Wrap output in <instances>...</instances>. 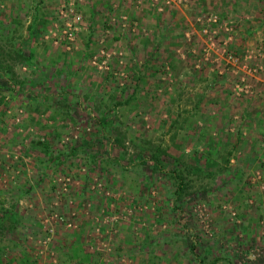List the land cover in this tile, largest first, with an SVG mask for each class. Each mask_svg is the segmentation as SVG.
<instances>
[{
    "label": "rangeland",
    "instance_id": "374dc122",
    "mask_svg": "<svg viewBox=\"0 0 264 264\" xmlns=\"http://www.w3.org/2000/svg\"><path fill=\"white\" fill-rule=\"evenodd\" d=\"M70 9L81 17L72 42ZM9 41L33 58L0 76V191L4 206L27 211L24 235L7 238L22 235L60 264H208L231 253L216 247L232 233L220 229L244 213L264 236L263 175L236 159L248 148L264 160L249 148L264 144L251 133L264 130V0H0V49ZM104 104L125 154L114 132L100 134ZM46 137L53 157L81 141L97 156L48 162L33 148ZM186 164L198 173H188L190 196L174 200L168 174Z\"/></svg>",
    "mask_w": 264,
    "mask_h": 264
},
{
    "label": "crops",
    "instance_id": "0c3cea01",
    "mask_svg": "<svg viewBox=\"0 0 264 264\" xmlns=\"http://www.w3.org/2000/svg\"><path fill=\"white\" fill-rule=\"evenodd\" d=\"M136 2L139 3L140 1ZM260 118L264 120V112L261 113ZM260 131L261 132H259L257 129H254V131L251 130V133L254 132L252 133V135L254 136H258L259 133V137H263L262 134L264 133V130L261 129ZM253 146L254 145L252 143L249 145V148H251V153H254L255 155H262L264 157V144L262 147H260V149L256 148L254 149V151ZM235 148H237L236 145ZM241 150L243 151L242 154H244V156L241 159L237 156L236 159L244 162V166L246 167L251 166L253 164L252 162H256V165H254L253 169L255 168V171L259 169L260 173H262L263 177L261 179V182L263 184L264 160L262 162H258L255 161V157H248V148H241ZM246 152H248V154H246ZM259 157L256 158L258 159ZM232 161L234 160L231 158L229 160L230 164L232 163ZM7 200L8 198L6 197L5 193H2L0 191V233L1 231H3V236H0V264H56L58 262L60 264V261H58L57 259L49 257V254L46 253L44 249L42 251V248L39 254H37V251L39 249L38 245L31 246L27 242V240L24 243L23 241L26 237L23 238L21 237L22 235H19L15 240L7 238L6 233L8 231H10L11 233L14 230L20 231L24 235L23 230L24 227L27 226V220L22 216V214L27 213V211L21 208H7V206H4V203H6ZM242 217V223L239 222L240 224L238 223V225L229 224V228H226L224 225H222V229L220 230L223 232V234L229 231L232 233H230V236H228L224 240L220 235L221 240L216 242V247H230V249L228 248V250L231 251V253L224 255L223 253H220L219 249L218 253H215L216 255L212 260L213 264H264V252L260 251L264 249V236L258 235V231L256 233L257 235H255L254 231H256V228L258 227H255V225L249 226L250 222H248L246 219L248 218V215L246 213H244ZM219 224L221 223H218V225ZM237 256L238 258L236 259Z\"/></svg>",
    "mask_w": 264,
    "mask_h": 264
},
{
    "label": "trees",
    "instance_id": "16d2710c",
    "mask_svg": "<svg viewBox=\"0 0 264 264\" xmlns=\"http://www.w3.org/2000/svg\"><path fill=\"white\" fill-rule=\"evenodd\" d=\"M34 23L32 25H29L27 28H29V30L31 31V36H35L36 33L39 32L40 27L39 26V22L37 19L33 18ZM12 25L14 26L17 21H12ZM15 28V26H14ZM14 29L12 27L11 30H9L8 32H12ZM15 31H13L14 33ZM14 41V39L12 40ZM12 41H9V44H11L10 49H0V76L3 77H7V78H11L13 75L12 72V68L13 65L17 62V60H19L20 58H22L23 60H25V63H29L30 64V59L33 58V54L31 52H28L26 55L23 53V49H16L20 46H18V44H14L12 43ZM16 48H15V47ZM24 55L26 57H24ZM30 60V61H29ZM57 103L59 105L62 104V102L57 101ZM115 105V103H114ZM108 105L104 104V107L101 106V109L97 110L98 113V125L100 126V134L101 136H111L112 137V133L114 132L113 135V142L114 145H116L118 147L119 150H121L122 147V152L125 154V149H124V141H125V133L120 132L119 129H117L116 126H113V124H115L111 118V116L109 115V111L106 110L104 111V108H106ZM64 108H67V106H64ZM64 112V111H63ZM67 118H69V120L71 121V116L69 114V112L66 113ZM129 141L131 142V144H135L133 142V139H129ZM78 143V142H77ZM74 143V145L69 146V148H65L63 150H59L56 155L53 157L52 154L49 155L50 152V144L48 141V138H43V140L37 141L34 143L33 148L34 149H40L42 152L45 153V157H48V162L54 163V162H60L61 158H67L68 155H77L79 153L83 154V156L86 157L88 162H93L94 159L96 158V154L93 155L91 154L89 151H87L86 147H87V143H85V141H81V144H77ZM137 150H136V154L133 155L132 159L133 161L137 160L138 164L141 165H145L146 161L144 158V149L140 148L138 145H135ZM150 155H149V160L151 161V172L152 173H158L159 172V157L161 155V151L159 148H154L149 150ZM161 152V153H160ZM125 159V158H124ZM132 159L130 160V165L131 164H137V163H133ZM192 159L194 160V162L196 161V163L200 162V156L197 158V155L192 156ZM207 161L206 165H209L210 167H212L214 163V161H212L211 158H205ZM129 160V159H128ZM225 161V163H228L229 159H223ZM117 162H119V159H117ZM225 168H222V170H224ZM186 170V172H185ZM189 172L191 173H198V169L197 167H194V165H184L182 166V169L179 170H173L168 174V179L171 182V186L173 188L172 190V195L174 196V200H178L181 198H187L188 196H190V194L188 193V189L192 186V182L194 181L193 179H191V176H189ZM200 173H204L199 171ZM207 174H210V172L205 173V176ZM185 225V223H184ZM194 246L191 245L190 250L194 249ZM204 262V261H202ZM208 264H213V261H211Z\"/></svg>",
    "mask_w": 264,
    "mask_h": 264
},
{
    "label": "built area",
    "instance_id": "2783aa9c",
    "mask_svg": "<svg viewBox=\"0 0 264 264\" xmlns=\"http://www.w3.org/2000/svg\"><path fill=\"white\" fill-rule=\"evenodd\" d=\"M70 14L72 15V18L70 22L67 21L65 23L67 29L63 32V39L72 42L74 40V32L77 31L76 25L79 26L81 23V17L80 15L74 14L72 9H70Z\"/></svg>",
    "mask_w": 264,
    "mask_h": 264
}]
</instances>
